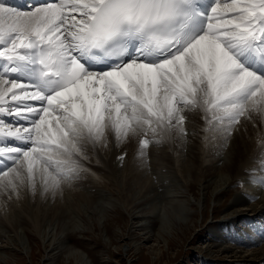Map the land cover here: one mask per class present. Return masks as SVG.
Here are the masks:
<instances>
[{
  "label": "snow or ice",
  "instance_id": "snow-or-ice-1",
  "mask_svg": "<svg viewBox=\"0 0 264 264\" xmlns=\"http://www.w3.org/2000/svg\"><path fill=\"white\" fill-rule=\"evenodd\" d=\"M261 108L264 0H0L4 191L27 181L35 194L37 174L43 192L59 189L107 129L118 142L143 133L145 156L148 133L186 136L202 112L227 141ZM257 182L234 186L253 199L245 185Z\"/></svg>",
  "mask_w": 264,
  "mask_h": 264
},
{
  "label": "rangeland",
  "instance_id": "rangeland-1",
  "mask_svg": "<svg viewBox=\"0 0 264 264\" xmlns=\"http://www.w3.org/2000/svg\"><path fill=\"white\" fill-rule=\"evenodd\" d=\"M260 111L262 112V110ZM202 115H200L201 118L203 117ZM186 123L187 124L185 125V127L190 125L187 121ZM262 123L263 122L260 121V124ZM201 124L203 125L202 128L205 132V122L203 121L201 122ZM236 129L237 127H235V130ZM235 130L233 131V133L235 132ZM206 135L209 136L206 137ZM199 136L200 138H198V141L201 146V156L193 153L196 149L191 150V148H189V150L188 148H185L186 145H189L187 144V142H185L186 145H184V147L182 145V142L178 144L170 143L165 133H161L158 136H153L152 133H148L150 144L149 148L146 150L147 153L145 156H142L140 154V144L138 142V139L140 140L144 138L143 133H140L134 137L130 136L129 138L131 139L126 138L124 140L128 141L126 143L124 141L123 143L118 142L115 137L114 139L110 138L109 140H107L106 146H96L100 148H108V145L111 144L110 146H112V141L114 140L113 144H115L114 147H116L114 148V150L116 149L118 152L119 149H123L121 148L122 145L125 147L126 144H130V147L129 151H127L128 154L125 152L126 154L124 155L123 160L124 163L123 161L121 162L117 160L118 162L114 161L109 164V167H105L107 165L103 163L104 156H101L102 153L97 154V156L94 150L95 146L87 144L86 148L89 150V159L87 160L89 164L83 163L85 167L83 168L85 169L86 177H76L71 185H65L64 182H61V186L59 188L64 191V195H66L68 192H72L73 194L75 192V194L81 195L82 197L84 196L82 198L83 200L73 204L70 200L67 201L65 200V198H63V203L61 199H58L60 198L58 191H53L51 193L52 195H54V197H52V202H56L58 200V203L60 205L66 207L67 214H65L66 217H63L61 219H59L58 216L54 217L55 222L50 228L61 230L62 228H59L64 225L65 220L67 224L70 225V229H68L70 233L67 231L66 233H68L69 235L67 234L66 236L71 237H69L68 240L66 239V237H64V239L61 238V242L66 241V244H64L63 242V246L60 245L63 252L59 249V247L57 249L55 248V250H51L48 246L43 248L44 246L38 242L37 237L31 236L32 231L28 220H31L34 217L35 208L34 204H30L26 205L27 214L25 216V221L27 223H23L22 227L25 229L27 233L26 236L29 241L31 240L30 244L32 245L31 247L33 249V254L28 256L24 255L21 251H19L21 249L19 244L20 239H18L19 241L17 242L15 238L14 240L6 238L2 235L3 233H1L0 264H48L49 262L45 259V250L49 251V256L55 255V260L53 261L54 263L72 264L66 260L67 253L71 252L69 248H71L72 250H84L86 252L85 253L83 251L84 254H88L94 259V261L92 262V260H90L89 256L87 255V259L91 264H199L200 261L203 262L202 264H240L241 262H246L242 264H248L255 261L256 264H264L262 262V260H264V254L258 255L260 252L259 249H261V247L264 251V239L258 241V244L250 243L247 245V247H245L242 245H235L231 241V239L226 240V238L222 236L221 241L224 244L232 246V248H235L237 250L232 252L230 248L231 253L225 254L223 253V249L225 246L219 245L220 234H215V237L213 239H211L210 237L212 232L217 233L222 230L224 233H226V228H230L232 231L230 230L229 232L232 233V236H234V230L231 226L222 227L218 224L224 223L230 219H235L234 226L236 227V230L239 231V226L244 224L237 221L239 219V216L236 215L243 216L247 212H250V214L257 213L260 212L262 208H264V205H256L257 203H259L261 198L264 197V192L262 193V195H258L257 191L251 190V185L253 183L245 185V190L248 193L251 192L256 194L251 195L252 197H254L253 199L247 198L249 203L245 199L241 200V197L244 196L241 195L242 189L234 186L238 179H248L240 175H251L249 177H253L255 181H259L256 177L261 179V176H257V172L255 174V171L253 170L250 171L249 166L251 165H247L244 166V168L238 173L237 177L233 178V180H231L227 185L223 186L222 190L218 192L211 191L214 187V183L218 180V178L215 177V181H210V178L207 177V173H204L206 172L205 166H208L210 164L209 162H211V160H208L209 158L208 155H206V150L210 149L212 151L213 147L214 151L212 152L215 153L216 151L219 153L220 151L218 149L222 147L221 151H226V149L228 148V146H226L227 142L229 143L231 142V140L224 141L221 135L219 133L217 134V132H214V130H208L206 131V133H201ZM214 136L216 137L214 138ZM132 137L136 140L137 144L133 142L135 140H132ZM164 137V140H161L160 142L158 141ZM254 139L256 138L254 137ZM235 140L237 141V144L240 145V141H242L241 136L237 137ZM180 144L181 146L179 147ZM172 145H175L176 149L172 147ZM91 147L93 148L91 149ZM131 149L134 150L132 155V152L130 151ZM261 149L262 148H260V151L264 152V148L262 150ZM256 152L258 153V150H256ZM109 154L111 155V152H109ZM116 157L117 156L115 155L114 159H116ZM197 157L202 158L198 159ZM204 158H207V160ZM197 160L205 161L199 164ZM250 160H253L252 157ZM138 162L139 164H136ZM262 162H264V159ZM202 164H204V167L202 166ZM186 180L189 182H187ZM37 184L38 187L36 186L35 194L33 193L31 186H26L25 184L21 185L18 188V191H13L12 189L4 191L0 189V231H6V228H9L10 225L8 224L6 218L9 216V213H15V211H17L12 210L13 208H15L13 206L16 205L15 196H17L21 201H24L25 198L31 197L33 199L36 197L40 200L45 201L52 200L47 195L49 191L45 193L42 189H40V181H38ZM255 184H257L258 186L256 187L253 184L257 190L262 189L258 182ZM204 185H206L205 189H203ZM95 187L100 189L99 192L101 193L99 195L93 193ZM23 188L24 190H22ZM11 192L13 193L11 194ZM139 193L141 194L139 195ZM13 194H15V196ZM151 194L153 198H150ZM46 195L47 197H44ZM145 198L149 200L147 201ZM143 199L145 201L144 205L137 210L136 205L140 202H143ZM130 205L133 208H130ZM182 205L183 207L181 208ZM17 206H19V204ZM100 206L101 208L99 209ZM102 206L105 210L102 208ZM251 206L252 208L253 206H256V211L250 209ZM236 207L239 210L244 209L246 211L238 213L236 212ZM180 208L182 210L188 209V211H190L193 216L191 215L190 218L185 221L182 220L180 224L181 226L179 225L178 228L177 226L168 228L165 227V231H163L161 229L162 218L166 216L174 217L177 214L180 215ZM108 209L111 211H109ZM141 209L142 212L139 213ZM145 209L147 210V212L143 213L144 211H146ZM99 210L100 212L102 210L103 211L99 214ZM176 211L180 212L177 213ZM92 212H96L100 216L102 215L101 218L104 217L103 220H105V225H103V227H101L100 225H96L97 222L95 221V219L97 218V215L93 214ZM7 213L8 215L6 216ZM50 217L53 218L52 215L49 216V221H51ZM3 218H5L6 223H4ZM54 220L52 219V221ZM87 220H89L90 222ZM75 222H77V224L80 223L81 226L85 227V229H82L84 230L83 232L79 233V231L75 230ZM72 223L73 225L71 226ZM255 226L258 227V225ZM207 228L208 232L205 233ZM209 228H213L211 229L212 231L209 232ZM226 236L229 238L227 233ZM20 238L23 239L22 235L20 236ZM130 246L138 247L140 249V252L136 253L135 250L128 251V247ZM59 251L60 253L57 254L56 252ZM250 253H256V255L252 256L250 255ZM156 254H160V256H156ZM201 257H203L205 260H201Z\"/></svg>",
  "mask_w": 264,
  "mask_h": 264
},
{
  "label": "bare ground",
  "instance_id": "bare-ground-1",
  "mask_svg": "<svg viewBox=\"0 0 264 264\" xmlns=\"http://www.w3.org/2000/svg\"><path fill=\"white\" fill-rule=\"evenodd\" d=\"M260 110H262V112L260 111ZM203 113L201 112L200 113V115H202ZM200 115L199 116H194V126L192 125V124H190V125H188L186 128H188L189 129V134L188 135H186V136H181V135H179L178 133H176L175 131H173V132H164L165 134H166V136L168 137L167 139H169V141H170V143H174V144H178V143H183L182 145H183V147H184V145H186L185 144V142H187V144H189V145H186V147L185 148H191V150L192 149H196L193 153L194 154H196V155H200V150H201V146H200V144H199V141H198V138H200V134L201 133H206V130H205V132L203 131V125L201 124V122H203L204 120L200 117ZM203 116V115H202ZM197 119H199V120H197ZM201 119V120H200ZM264 108H261V109H259V110H253V111H251L250 112V114L248 115V116H245V117H242L241 119H240V123L236 126L237 127V129L235 130V132L233 133V139H231V142H227V145L226 146H228V148L226 149V151L225 150H222L221 151V148L220 149H218L220 152L218 153V152H216L215 151V153L214 152H212V151H214V149H213V147H212V151L210 150V149H207L206 150V155H208V160H211V162H209L210 164L208 165V163H207V165L208 166H205V168H206V172H204V173H207V177L208 178H210L209 180L211 181H215L214 180V178L215 177H217L218 178V180L214 183V187H213V189L211 190V191H214V192H218V191H220V190H222V188H223V186H225V185H227L231 180H233V178H235V177H237V175H238V173L244 168V166H247V165H251V166H249L248 168H249V170L251 171V170H253V171H255V174H256V172H257V176H261L260 178L261 179H264V162H262L263 161V159H264V152L263 151H260V148H264ZM260 121L261 122H263L262 124H260ZM187 124V123H186ZM185 124V125H186ZM206 125V124H205ZM193 128H194V130H195V132L197 133L196 135H192L191 134V132L193 131ZM208 131V130H207ZM211 131H213V130H211ZM214 132H216V131H214ZM211 133V132H210ZM218 134V133H217ZM105 135H106V137H107V140H109L110 138L111 139H114V137L116 138V136H115V133L111 130V129H107L106 130V132H105ZM209 136V135H208ZM207 135H206V137H208ZM239 136H241V140L242 141H240V145H238L237 144V141L235 140L237 137H239ZM134 137V136H133ZM132 137V140L134 139ZM142 137V136H141ZM216 136H214V138H215ZM254 137L256 138V139H254ZM174 138V139H173ZM205 138V137H204ZM129 139H131V138H129ZM128 139V140H129ZM165 139V137L164 138H161L160 140H158L159 142L161 141V140H164ZM203 139V138H202ZM116 140H117V138H116ZM116 140H115V142H116ZM132 140H131V142H132ZM135 140V139H134ZM205 140V139H204ZM152 141V140H151ZM210 141V140H209ZM230 141V140H229ZM110 142V141H109ZM113 142H114V140L112 141V146H110V145H108V148H110L111 149V151H110V149H108V148H100V147H98V146H95L94 147V150H95V152H96V155L97 154H99V153H102L101 154V156H104L103 158H104V162L103 163H105L107 166H105V167H109L108 165L109 164H111L112 162H114V161H117V159H114V156L116 155V156H118V155H120L121 154V152L122 151H124V152H126L127 153V151H129V145H127L126 144V146L124 147L123 145H122V147L121 148H123V149H119V152L115 149L114 150V148H116V147H114V145L115 144H113ZM125 143L126 142H128V141H124ZM133 142H135L136 144H137V142H136V140L135 141H133ZM138 142H139V139H138ZM153 142H154V140H153ZM123 143V142H122ZM130 143V142H129ZM155 143H156V141H155ZM226 143V142H225ZM117 144V143H116ZM120 144V143H119ZM229 144V145H228ZM139 145V144H138ZM87 146V145H86ZM93 146V145H92ZM137 146V145H136ZM181 146V144L179 145V147ZM221 146H222V144H221ZM225 146V145H224ZM223 146V147H224ZM172 147H174L175 148V145H172ZM93 147H91V149H92ZM211 148V147H210ZM226 148V147H225ZM134 149V148H133ZM133 149H131L130 151L132 152L131 153V155L133 154ZM176 149V148H175ZM174 149V150H175ZM261 149V150H262ZM137 150V149H136ZM190 150V149H189ZM197 150H198V152H197ZM217 150V151H218ZM256 150H258V153L256 152ZM153 151V150H152ZM109 152H111V155L109 154ZM154 152V151H153ZM191 152V151H190ZM146 153H147V151H146ZM164 153V152H163ZM192 153V152H191ZM93 154V153H92ZM91 154V155H92ZM95 154V153H94ZM128 154V153H127ZM135 154V153H134ZM150 154V153H149ZM194 154H193V156H194ZM202 154V153H201ZM205 155V154H204ZM204 155H203V157H204ZM98 156V155H97ZM130 156V155H129ZM135 156V155H134ZM193 156H192V158H193ZM201 156V155H200ZM257 156V157H256ZM133 157V156H132ZM251 157H252V161L250 160L251 159ZM127 158V157H126ZM131 158V157H130ZM135 158V157H134ZM198 158V157H197ZM200 158H202V157H200ZM200 158H198V159H200ZM94 159H95V157H94ZM132 159V158H131ZM137 159V158H136ZM140 159V158H139ZM194 159H195V157H194ZM204 159H206L207 160V158H204ZM129 160V159H128ZM133 160V159H132ZM203 160V159H202ZM198 161L197 160V162H199V164H201V162H204V161ZM101 161V160H100ZM100 161H98V162H100ZM103 161V160H102ZM127 161V160H126ZM118 162V161H117ZM116 162V163H117ZM133 162H135V161H133ZM143 162V161H142ZM83 163L84 164H89L88 163V160H84L83 161ZM123 163H124V161H123ZM136 164H139V162L138 163H136ZM199 164H198V166H199ZM103 165V164H102ZM204 164H202V166H203ZM115 166V165H114ZM119 166V165H118ZM125 166V165H124ZM83 167H84V165H83ZM111 167V166H110ZM127 167V166H126ZM201 167V166H200ZM204 167V166H203ZM85 168V167H84ZM84 168H81L80 170H79V172H78V174H76V176H74L73 178H71V179H65V180H63L62 182H64L65 183V185L67 184V185H71L72 183H73V181L75 180V178L76 177H86L85 176V169ZM86 168H88V167H86ZM132 168V167H131ZM98 169V168H97ZM192 169V168H191ZM201 169V168H200ZM203 169V168H202ZM100 170V169H99ZM107 170V169H106ZM106 170H104V171H106ZM248 170V169H247ZM83 171V172H82ZM98 171V170H97ZM87 172V171H86ZM107 172H109V171H107ZM113 172V171H112ZM88 173V172H87ZM104 173V172H103ZM133 173V172H132ZM97 174V173H96ZM100 174H101V172H100ZM131 174V173H130ZM142 174V173H141ZM140 174V175H141ZM200 175V174H199ZM203 175V174H202ZM252 175H253V173H252ZM93 176V175H92ZM138 176V175H137ZM240 176H244L245 178H249V176H251V175H248V174H243V175H240ZM105 177V176H104ZM187 177V176H186ZM193 177H194V175H193ZM195 177H196V175H195ZM256 177V176H255ZM107 178V177H106ZM141 178V177H140ZM251 178H253V177H251ZM258 180H260L258 177H256ZM40 179V177H39V174H37V183H38V181H40L39 180ZM132 180V179H131ZM188 180V179H187ZM186 180V181H187ZM194 180V179H193ZM209 180H208V182H209ZM198 181V180H197ZM187 182H189V181H187ZM206 182V181H205ZM213 183V182H212ZM26 186H31L27 181H25V183H24ZM256 187H258L257 186V184H255V183H253ZM251 185V190H255V191H257V194L259 195V194H261L262 195V193L264 192L263 190L264 189H261V190H257L256 189V187L254 186V185ZM259 184V183H258ZM38 185V184H37ZM40 185V184H39ZM200 185V184H199ZM213 185V184H212ZM184 186V185H183ZM38 187V186H37ZM40 187V189H42V186L40 185L39 186ZM22 188V187H21ZM206 188V185H204L203 186V189H205ZM69 189H70V187H69ZM208 189V188H207ZM9 190V189H8ZM22 190H24V188L22 189ZM38 190V189H37ZM43 190V189H42ZM133 190H135V189H133ZM1 191V190H0ZM30 191V190H29ZM55 191H58L59 192V197L60 198H58V199H63V198H65V200H70L73 204H75V203H77V202H80L81 200H83L82 198L84 197H82L81 195H78V194H75V192H74V194L71 192V193H69L68 191V193L66 194V195H64V191H62L61 189H57V190H55ZM54 191V192H55ZM70 191V190H69ZM100 191V189L99 188H97V187H95L94 188V190H93V193H95L96 195H99L101 192H99ZM31 192V191H30ZM41 192V191H40ZM53 191L52 190H49V192L47 193V195L50 197V199H52V197H54V195H52L51 193H52ZM204 192V191H203ZM13 192H11V194H12ZM25 193V192H24ZM23 193V194H24ZM77 193V192H76ZM134 193V192H133ZM132 193V194H133ZM148 193V192H147ZM17 194V193H16ZM29 194V193H28ZM40 194V193H39ZM38 194V195H39ZM44 194V193H43ZM57 194V193H56ZM141 193H139V195H140ZM249 194V196H251V195H256L255 193H248ZM14 196H15V194H13ZM32 195V194H31ZM31 195H30V197H31ZM47 195L46 196H44V197H47ZM73 195V196H72ZM137 195V194H136ZM204 195V194H203ZM212 195V194H211ZM257 195V196H258ZM6 196H7V194H6ZM6 196H4V197H6ZM172 196H173V194H172ZM3 197V196H2ZM40 197V196H39ZM140 197V196H139ZM142 197V196H141ZM260 197H262V196H260ZM15 198H16V205L15 206H13V207H15V208H13L12 210H17V211H15V213L13 214L12 212L11 213H9V216L6 218L7 219V221H8V224L10 225L9 226V228H6V231H0V234L1 233H3L2 235L4 236V237H6V238H9V239H12V240H14V238L16 239V241L18 242L19 240L18 239H20V247H21V249L19 250V251H21L24 255H31V254H33V249H32V245L30 244V241H29V239L27 238V233H26V231H25V229L22 227V224L23 223H27L25 220H26V218H25V216H26V212H27V209H26V205H30V204H34V217L31 219V220H28L29 222L28 223H30V228H31V231H32V233H31V236H36L37 237V239H38V242L41 244V245H43L44 247L43 248H45L46 246H48V247H50V249L51 250H55V248L57 249L58 247H59V249L63 252V250L61 249V247H60V245H62L63 246V242L64 241H62L61 242V238H63L64 239V237H66V239L68 240L69 239V237H71V236H66L68 233H66L67 231H68V229H70V225H68L67 224V222H66V220H65V222H64V225L63 226H61L59 229H61V230H56L55 228H50V227H52V225L54 224V222H55V220H54V217H59V219H61V218H63V217H66V215L65 214H67V212H66V207L65 206H63V205H60L59 203H58V200L55 202H52L53 201V199L52 200H47V201H45V200H40V199H38V198H25L24 199V201H21L20 199H18V197L17 196H15ZM149 198V197H148ZM150 198H153L152 197V194H151V197ZM247 198L248 197H246V196H243V197H241V200H243V199H245V200H247ZM46 199V198H45ZM141 199V198H140ZM146 199V198H145ZM107 200V199H106ZM147 200V199H146ZM149 200V199H148ZM147 200V201H148ZM153 200V199H152ZM2 201V200H1ZM63 201V200H62ZM103 201H105V200H103ZM135 201V200H134ZM196 201V200H195ZM248 201V200H247ZM246 201V202H247ZM255 201V200H254ZM60 202V201H59ZM201 202V201H200ZM1 203V202H0ZM63 203H64V201H63ZM71 203V204H72ZM131 203V202H130ZM138 203V202H137ZM144 203H145V201H144V199H143V202H140L139 204H137L136 205V209L138 210V209H140L143 205H144ZM147 203V202H146ZM198 203V202H197ZM248 203H249V201H248ZM19 204V206H17ZM72 204V205H73ZM129 204V203H128ZM132 204V203H131ZM200 204V203H199ZM261 204V206H263L264 205V197H262L261 198V200L259 201V203H257L256 205H260ZM135 205V204H134ZM148 205H150V204H148ZM184 205V204H183ZM183 205L181 206V208L183 207ZM239 205H240V203H239ZM70 206V205H69ZM107 206V205H106ZM105 206V207H106ZM146 206V205H145ZM179 206V205H178ZM244 206V205H243ZM9 207H10V205H9ZM68 207V206H67ZM86 207H87V205H86ZM109 207V206H108ZM107 207V208H108ZM132 206L130 205V208H131ZM135 207V206H134ZM151 207V206H150ZM246 207V206H245ZM89 208V207H88ZM93 208V207H92ZM101 208V206L99 207V209ZM102 208H103V206H102ZM133 208V207H132ZM154 208V207H153ZM180 208V209H181ZM242 208V207H241ZM104 209V208H103ZM135 209V210H136ZM147 209V208H146ZM145 209V210H146ZM149 209V208H148ZM250 209H253L254 211H256V206H253V208H252V206H251V208ZM98 210V209H97ZM105 210V209H104ZM109 210V209H108ZM94 211H95V209H94ZM103 211V210H102ZM101 211V212H102ZM109 211H111V210H109ZM244 211H246V210H239L237 207H236V212H238V213H240V212H244ZM98 212V211H97ZM100 212V210H99V214L101 213ZM140 212H142V209L139 211V213ZM145 212H147V210L146 211H144L143 213H145ZM150 212V211H149ZM177 212V211H176ZM178 212H180V211H178ZM177 212V213H178ZM93 214H95V215H97V218L95 219V221L97 222L96 223V225H100L101 227H103V225H105V220H103V218H101L102 217V215L100 216L98 213H96V212H92ZM247 213H249L248 215H254V214H256V213H252V214H250V212H247ZM258 213V212H257ZM103 214H104V212H103ZM8 215V213L6 214V216ZM52 215V217L53 218H51L50 220L51 221H49L48 219H49V216H51ZM53 215H56V216H53ZM141 215V214H140ZM166 215V214H165ZM192 215V213L190 212V211H188V209H186V210H182L181 209V212H180V215H176V216H174V217H168V216H166V217H163L162 218V222H161V229L163 230V231H165V227H174V226H177V228L179 227V225L181 224V222H182V220H187V219H189L190 218V216ZM193 216V215H192ZM236 216H239L238 218L239 219H241V218H243L241 215H236ZM139 217V216H138ZM2 218V217H1ZM89 218H92V217H89ZM4 219V223H6V221H5V218H3ZM52 219L54 220V221H52ZM58 219V218H57ZM65 219V218H64ZM87 221H89V220H87ZM92 221V220H91ZM238 221V220H237ZM90 222V221H89ZM79 223V222H78ZM90 224V223H89ZM73 225V223L71 224V226ZM91 225V224H90ZM1 226H2V224H1ZM181 226V225H180ZM74 228H75V230L76 231H79V233L80 232H83L84 230H82V229H85V227L84 226H81V224L79 223V224H77V222H75L74 223ZM2 229V228H1ZM91 229V228H90ZM4 230H5V228H4ZM171 230V229H170ZM69 233H70V231H68ZM160 232H162V231H160ZM22 235V237H23V239H21L20 238V236ZM69 235V234H68ZM81 235V234H80ZM26 236V237H25ZM158 236V235H157ZM159 236H160V234H159ZM76 237V236H75ZM221 239H222V235H219V245H221V246H225L224 247V249H223V253H225V254H229V253H231V251H230V248H231V250H232V252H234L236 249L235 248H232V246H229V245H227V244H224L222 241H221ZM11 240V241H12ZM15 241V242H16ZM66 242V241H65ZM64 242V244H66ZM264 243V242H263ZM262 243V244H263ZM34 244V243H33ZM250 244V243H249ZM16 245V244H15ZM57 245V246H56ZM69 245H70V243H69ZM253 245V244H252ZM252 245H250V246H252ZM261 245V244H260ZM55 246V247H54ZM254 246H256V245H254ZM259 246V245H258ZM246 247H247V245H246ZM249 247V246H248ZM65 248V247H64ZM125 248V247H124ZM229 248V249H228ZM46 249H48V248H46ZM70 250H71V252H69V253H67V257H66V260L69 262V263H72V264H91L90 263V261L87 259V255L86 254H84L83 253V251H80V250H82V249H80V248H77V249H80V250H72L71 248H69ZM242 249V248H241ZM50 250V251H51ZM66 250V249H65ZM64 250V251H65ZM130 250H135V252L136 253H139L140 252V249L138 248V247H132V246H130V247H128V251H130ZM220 250V249H219ZM248 250V249H247ZM260 250V252H259V254L258 255H260V254H264V251H263V248L261 247V249H259ZM258 250V251H259ZM237 251V250H236ZM48 252L49 251H47V250H45V259L49 262L48 264H56V263H54L53 261L55 260L54 258H55V255H48ZM85 252V251H84ZM57 254L58 253H60V251L59 252H56ZM86 253V252H85ZM61 254H64V253H61ZM243 254H247V253H243ZM249 254V253H248ZM250 255H256V253H250ZM60 256V255H59ZM89 256V255H88ZM156 256H160V254H156ZM248 256V255H247ZM89 258H90V260H92V262L94 261V259L91 257V256H89ZM0 260H1V258H0ZM3 260V259H2ZM201 260H205L203 257H201ZM251 260V259H250ZM262 261H264V260H262ZM256 262V261H255ZM242 263H246V262H241L240 264H242ZM252 263H254V262H250V263H248V264H252Z\"/></svg>",
  "mask_w": 264,
  "mask_h": 264
}]
</instances>
